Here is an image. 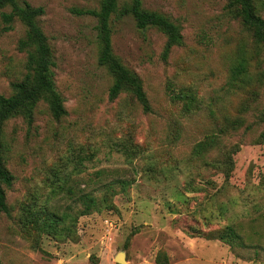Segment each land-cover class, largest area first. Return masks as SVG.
I'll return each instance as SVG.
<instances>
[{"label": "rangeland", "instance_id": "374dc122", "mask_svg": "<svg viewBox=\"0 0 264 264\" xmlns=\"http://www.w3.org/2000/svg\"><path fill=\"white\" fill-rule=\"evenodd\" d=\"M18 1L44 9L38 25L66 114L55 119L40 102L30 124L4 125L13 183L0 264H119L118 255L122 264H264V84L255 96L227 88L238 51L252 49L229 0H141L180 29L182 45L165 59L160 31L112 16L113 54L141 81L148 113L128 92L109 99L96 19L76 13L102 0ZM253 3L264 19V0ZM24 34L17 20L4 32L0 19V95L24 74ZM225 119L235 128L220 133ZM109 186L110 206L80 215L81 197ZM52 216L61 221L48 228Z\"/></svg>", "mask_w": 264, "mask_h": 264}, {"label": "trees", "instance_id": "16d2710c", "mask_svg": "<svg viewBox=\"0 0 264 264\" xmlns=\"http://www.w3.org/2000/svg\"><path fill=\"white\" fill-rule=\"evenodd\" d=\"M119 0H102L98 10L77 11L79 15H89L96 19L97 42L99 46L98 63L104 66L112 77V85L109 89V99L115 100L123 92H128L140 105L143 112H150V106L142 88L139 78L130 70L125 68L112 51V28L111 18L113 15L131 16L136 27L140 30L155 28L166 37V45L163 51L165 59L173 47L182 45V36L177 25L166 17L145 10L141 0H130L124 7H118ZM253 0H229L227 10L233 19L240 22L252 39V49L242 47L234 64L231 66L227 81L229 90H248L253 96L256 95L255 87L264 84V19L259 16L255 9ZM8 10V11H6ZM44 15L42 7H32L26 2L18 0H0V19L3 31L12 29V23L17 20L25 27L24 37L18 41L17 49L25 54L24 74L19 81L10 84L11 95L6 97L0 95V213L8 214L9 208L6 203L5 189L13 183V176L7 170L4 162V144L2 140L5 123L13 118H22L28 124L31 123L33 112L38 103L47 105L51 115L60 119L66 114L63 100L56 91L53 68L55 62L52 50L47 43V38L38 25V20ZM256 64V72L250 73V63ZM247 106L243 105V110ZM234 123L224 120L219 132L234 129ZM229 164L226 161L225 165ZM125 187V183L120 182ZM113 186L105 189V193L96 197L86 194L81 197V203L86 206L80 215H89L91 212L102 210L110 206ZM112 195H114L112 193ZM54 224L50 223L48 228L61 221L52 216ZM234 230L228 228L226 238H234ZM159 264H166L165 256L159 257Z\"/></svg>", "mask_w": 264, "mask_h": 264}, {"label": "water", "instance_id": "95a60500", "mask_svg": "<svg viewBox=\"0 0 264 264\" xmlns=\"http://www.w3.org/2000/svg\"><path fill=\"white\" fill-rule=\"evenodd\" d=\"M116 261H117L119 264L124 263V260H123L122 255H118V256L116 257Z\"/></svg>", "mask_w": 264, "mask_h": 264}]
</instances>
